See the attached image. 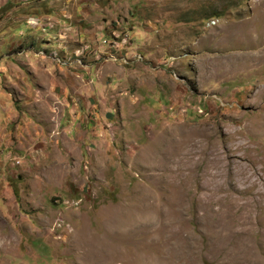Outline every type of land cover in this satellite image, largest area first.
Wrapping results in <instances>:
<instances>
[{"label": "rangeland", "instance_id": "374dc122", "mask_svg": "<svg viewBox=\"0 0 264 264\" xmlns=\"http://www.w3.org/2000/svg\"><path fill=\"white\" fill-rule=\"evenodd\" d=\"M0 264H264V0H0Z\"/></svg>", "mask_w": 264, "mask_h": 264}, {"label": "built area", "instance_id": "2783aa9c", "mask_svg": "<svg viewBox=\"0 0 264 264\" xmlns=\"http://www.w3.org/2000/svg\"><path fill=\"white\" fill-rule=\"evenodd\" d=\"M128 41V37L126 36V34H124L123 36H115L111 39V42L109 44H111V47L113 49H118V48H122L123 46H125L127 44ZM104 43H106L104 41Z\"/></svg>", "mask_w": 264, "mask_h": 264}]
</instances>
